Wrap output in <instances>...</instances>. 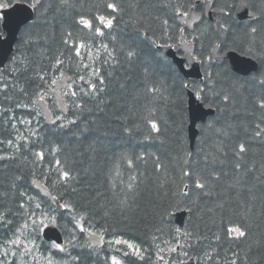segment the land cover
<instances>
[{"label":"trees","instance_id":"1","mask_svg":"<svg viewBox=\"0 0 264 264\" xmlns=\"http://www.w3.org/2000/svg\"><path fill=\"white\" fill-rule=\"evenodd\" d=\"M194 1L40 0L34 8L0 69V264H18L19 250L20 264H112L113 257L120 264H183L188 257L264 264V0H246L256 18L240 22L237 0H214L225 11L217 30L202 19L192 38L202 82L181 77L156 49L178 41L177 9ZM215 43L251 56L257 71L240 76L214 61ZM63 73L72 77L62 93L68 114L48 124L34 94L51 105V81ZM188 89L215 109L198 124L193 150ZM33 179L59 206L33 189ZM178 209L188 210L182 227L166 220ZM51 216L64 234L63 251L41 238ZM237 227L244 236L230 235ZM85 231L102 236L104 247L91 245ZM20 232L41 245L4 252ZM116 240L142 250L137 255Z\"/></svg>","mask_w":264,"mask_h":264},{"label":"water","instance_id":"2","mask_svg":"<svg viewBox=\"0 0 264 264\" xmlns=\"http://www.w3.org/2000/svg\"><path fill=\"white\" fill-rule=\"evenodd\" d=\"M39 2L40 0H33V6H29L27 3L16 2L0 11L2 14L1 27L6 33L4 38H0V68L4 67L5 63L7 62V58H9L13 51V46L16 42L20 28L32 19V8L36 7ZM201 2H203V14L205 18L211 21V23L215 26L216 14L222 13L223 10L214 11L211 9L214 0H197L195 1V4ZM194 9L195 7L193 6L188 9L187 16H178V22L179 24L183 25V28H181L179 31V42L176 44V46L159 45L157 48L162 51L165 56L172 60L182 77L201 80L202 72L200 69V61L196 59V56L192 51L194 50L193 42L191 40H187L186 34L184 33V29H192L191 26H193V24L200 17V15L197 14ZM234 13L239 21L246 18L251 20L255 18V14L248 10V4L245 0H239ZM218 50V44H215L210 50L213 59L216 60V62L226 60L230 69L239 75L247 76L249 73L255 72L258 68L257 62L249 56L239 54L235 50H227L222 54H218ZM178 51H180L182 55L178 54ZM68 80L69 77L62 76L57 80L56 91H53L55 95L56 108L63 113H67V106H65L66 104L61 99V94L59 93L60 89L66 86ZM36 101L46 122L49 124L54 123L53 116L50 113L47 104L43 100L39 99L38 95H36ZM186 101L189 118V123L187 125V138H189V146L192 149L195 143V137H197L198 134V129L195 124H197V122H204L207 117L213 115L215 111L213 108L205 107L202 104L199 93L195 94L193 91L188 90ZM31 184L32 187L42 196H48L53 199L47 188L44 187L40 181L32 180ZM185 215L186 212L178 211L168 215V219L174 220L178 225H182ZM57 229L58 228L56 227L55 223L52 221L49 222L43 227V229H41L43 238L46 241L60 243L59 241L61 240V233ZM90 237L94 243H98L100 245L102 244V240H100L98 237L94 235H91ZM193 260L194 259L192 258L189 259L186 264H195Z\"/></svg>","mask_w":264,"mask_h":264},{"label":"snow or ice","instance_id":"3","mask_svg":"<svg viewBox=\"0 0 264 264\" xmlns=\"http://www.w3.org/2000/svg\"><path fill=\"white\" fill-rule=\"evenodd\" d=\"M9 3H10V0H8V3L0 2V8H7V7L9 6ZM107 7H108L109 9H112L113 11H116V5H115V4L109 3V4L107 5ZM193 7H195V5H193ZM177 15L187 16V15H188V12H181L180 9H177ZM98 19H99V21H100L105 27H111V26H112V23H113L112 19H109V18L104 17V16H99ZM80 23H82L86 28H89V29L92 28V22H91L90 20H87V19L83 18V17H81ZM165 23H167V21H165ZM95 31H96V34H97V35H103V32L101 31L100 28H96ZM255 31H256V29L253 28V29H252V32H255ZM0 38H4L3 33H0ZM84 47H86V45H84L83 43H81V44H79V45L77 46V50H76V55H77V56H79V55L81 54V53H80V49H81V48H84ZM130 55H131V53H130ZM57 63L59 64V63H62V62H61V61H58ZM80 79H83V77H80ZM55 85H57V80L53 79V80L51 81V85H50V87L52 88V91H56V88H55V87H52V86H55ZM90 87H91L93 90L95 89V85H90ZM68 94H69V93H65V95H68ZM70 94H71L72 96H76V95H77L76 91H74V90L71 91ZM197 98H199V97H197ZM40 99L43 100L44 97L41 96ZM225 99H227V97H225ZM77 107H80V105L77 104ZM71 123H74V121H72ZM152 127L155 129V128H156V125L153 123ZM256 134H257V135H260L259 132H257ZM9 143H11V141H9ZM240 151H241V152L244 151V146H243V145L240 146ZM39 155H40L41 157L43 156L42 153L39 154ZM57 163H59V162L57 161ZM187 174H188V173H185V175H187ZM63 176L66 178V177L68 176V173H67V172H64V173H63ZM196 187H198V188H203V187H204V184L198 182V183L196 184ZM52 222L55 223L54 220H53ZM41 223H43V221H41ZM24 227L27 228L28 225L25 224ZM231 231H232V233L237 234L238 236H244V235H245V232L242 231V230H241L240 228H238V227L232 229ZM11 243H14V244H16L17 247H19L21 242H20L19 238L17 237V239L14 240V241H12ZM115 243H117V244H121V243L126 244L127 247H128L129 249H133V250L135 251V253H136L137 255H139V252H140L139 248H136L132 243H129V242L126 241V240H124V241L116 240ZM53 246H54L55 248L60 249L61 251H63V248H62V246H61L60 244L54 242V243H53ZM173 250H174V249H173ZM13 254H15V253H13ZM125 255H127V253H125ZM112 264H120V261L117 260L115 257H113V259H112ZM233 264H234V262H233Z\"/></svg>","mask_w":264,"mask_h":264},{"label":"bare ground","instance_id":"4","mask_svg":"<svg viewBox=\"0 0 264 264\" xmlns=\"http://www.w3.org/2000/svg\"><path fill=\"white\" fill-rule=\"evenodd\" d=\"M122 27V26H121ZM125 31V30H124ZM54 123H55V121H54ZM54 123H52V124H54ZM190 150V149H189ZM42 184V183H41ZM43 185V184H42ZM44 186V185H43ZM45 187V186H44ZM186 189V188H185ZM48 190V189H47ZM49 192V191H48ZM178 211H184V212H186V215H185V218H184V222H185V219H186V216H187V214H188V210L187 209H178V210H174V212L173 211H171V212H169V213H175V212H178ZM166 220H168V221H171V222H173L174 223V225H177L178 227H182L183 225H184V222H183V224L182 225H178L174 220H169L168 219V215H167V219ZM55 225H56V227L58 228L57 230H59L60 231V233H61V240L59 241L60 243H58V244H60L61 246H63V244H64V234H63V232H62V230L59 228V224H58V222H57V220L55 221ZM39 230H41V229H39ZM80 231L82 230V229H79ZM232 234H234V233H232V231H231V234L230 235H232ZM40 235H41V238H42V240L43 241H45V242H49V243H54V241H46L44 238H43V236H42V230H41V232H40ZM91 235H94V236H96V237H98L100 240H102V244L100 245V244H98V243H94L93 241H92V239H91ZM85 236H86V238H87V241H89V243L91 244V245H93V246H98V247H102L103 245H104V240H103V237L102 236H100L98 233H96V232H92V231H87L86 232V234H85ZM105 239V238H104ZM56 243V242H55ZM107 244V243H106ZM108 245V244H107ZM104 247V246H103ZM139 250H142V249H139ZM83 258V257H82ZM194 259L193 261H194V263L195 264H197L196 263V261H195V258L194 257H188V258H186L185 260H184V262H183V264H186V262L189 260V259ZM242 258V257H241ZM81 264H83V263H81ZM164 264H171V263H164ZM175 264H180V263H175Z\"/></svg>","mask_w":264,"mask_h":264},{"label":"rangeland","instance_id":"5","mask_svg":"<svg viewBox=\"0 0 264 264\" xmlns=\"http://www.w3.org/2000/svg\"><path fill=\"white\" fill-rule=\"evenodd\" d=\"M26 125V124H25ZM49 218H51V221L54 219V217L53 216H51V217H49ZM46 224V223H45ZM44 224V225H45ZM43 225V226H44ZM42 226V227H43ZM41 227V228H42ZM41 231V230H40ZM86 232L87 231H85V234H86ZM17 237L19 238V240H20V245L21 244H24V243H27V242H34V243H37V244H39V245H41V243H40V241L41 240H35L34 238H32V237H30L28 234H25V233H23V232H20L18 235H16L12 240H10V241H8L7 243H5V245L3 246V251L4 252H7V251H11L12 253L15 251V249H14V245H16V244H14V243H11L12 241H14V240H16L17 239ZM127 247V246H126ZM52 248L53 249H57V248H55L53 245H52ZM128 248V247H127ZM172 248V247H171ZM18 250H19V247L17 248ZM41 254V253H40ZM20 250H19V254L17 255L18 256V260H19V262H18V264H20ZM40 255L38 254L37 256H36V258H38ZM116 258V257H115Z\"/></svg>","mask_w":264,"mask_h":264},{"label":"flooded vegetation","instance_id":"6","mask_svg":"<svg viewBox=\"0 0 264 264\" xmlns=\"http://www.w3.org/2000/svg\"><path fill=\"white\" fill-rule=\"evenodd\" d=\"M201 6H202V4H201ZM200 9H201V8H200ZM201 11H202V10H201ZM201 23H202V19H201ZM196 26H197V25H196ZM196 26H195V27H196ZM193 29H194V27H193ZM192 31H193V30H192Z\"/></svg>","mask_w":264,"mask_h":264}]
</instances>
